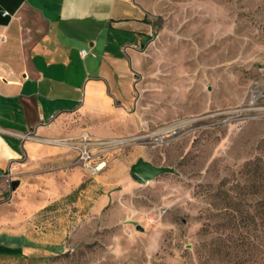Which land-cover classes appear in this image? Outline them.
Returning <instances> with one entry per match:
<instances>
[{
	"label": "rangeland",
	"instance_id": "374dc122",
	"mask_svg": "<svg viewBox=\"0 0 264 264\" xmlns=\"http://www.w3.org/2000/svg\"><path fill=\"white\" fill-rule=\"evenodd\" d=\"M153 2L151 40L126 41L135 135L93 177L20 189L0 264H264V0ZM138 158L174 172L143 184Z\"/></svg>",
	"mask_w": 264,
	"mask_h": 264
},
{
	"label": "crops",
	"instance_id": "0c3cea01",
	"mask_svg": "<svg viewBox=\"0 0 264 264\" xmlns=\"http://www.w3.org/2000/svg\"><path fill=\"white\" fill-rule=\"evenodd\" d=\"M153 5V0H0L2 225L13 216L9 211L6 217L5 207L16 202L20 189L46 190L51 173L64 176L77 168L68 146L43 141L135 135L123 132L134 123L137 104L136 74L125 56L139 49L126 41L148 44L154 30L145 11ZM7 175L19 183L15 191L8 189ZM76 175L78 187L83 176ZM75 187L64 185V194L49 198ZM28 204L18 198L12 207L20 213ZM44 205L35 203L29 211Z\"/></svg>",
	"mask_w": 264,
	"mask_h": 264
},
{
	"label": "built area",
	"instance_id": "2783aa9c",
	"mask_svg": "<svg viewBox=\"0 0 264 264\" xmlns=\"http://www.w3.org/2000/svg\"><path fill=\"white\" fill-rule=\"evenodd\" d=\"M80 55L85 56L86 53L81 51ZM25 138L31 139L29 135ZM125 141V138L103 140L91 139L86 135H82L76 140L65 141L49 139L47 141H43V143L55 146H60L62 144L68 146V148L71 149L75 155V165H79L90 177H93L101 173L107 167V162L104 158V153L107 151L106 149H116L117 146L122 145ZM5 182L7 186H11L13 181L11 180L10 175L5 177Z\"/></svg>",
	"mask_w": 264,
	"mask_h": 264
},
{
	"label": "water",
	"instance_id": "95a60500",
	"mask_svg": "<svg viewBox=\"0 0 264 264\" xmlns=\"http://www.w3.org/2000/svg\"><path fill=\"white\" fill-rule=\"evenodd\" d=\"M129 172L132 176H135L137 180H139L141 183L146 184L151 181H153L155 178L168 174L173 173L172 168H165V167H156L154 165H151L150 163L143 161L141 158L137 159V162L130 166ZM19 183L16 181H13L11 183L10 189L11 191H15L18 187ZM137 231H142V228L137 227Z\"/></svg>",
	"mask_w": 264,
	"mask_h": 264
},
{
	"label": "trees",
	"instance_id": "16d2710c",
	"mask_svg": "<svg viewBox=\"0 0 264 264\" xmlns=\"http://www.w3.org/2000/svg\"><path fill=\"white\" fill-rule=\"evenodd\" d=\"M131 175V174H130ZM132 176V175H131ZM134 178H135V176H133ZM136 179V178H135ZM137 180V179H136ZM9 241H12V240H14V239H16V238H10V237H6ZM8 243V242H7Z\"/></svg>",
	"mask_w": 264,
	"mask_h": 264
}]
</instances>
